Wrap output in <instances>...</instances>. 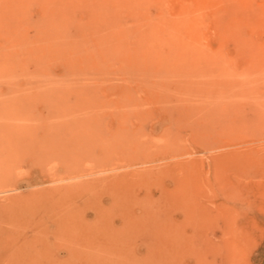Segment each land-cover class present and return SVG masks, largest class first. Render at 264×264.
Returning <instances> with one entry per match:
<instances>
[{
	"label": "rangeland",
	"instance_id": "1",
	"mask_svg": "<svg viewBox=\"0 0 264 264\" xmlns=\"http://www.w3.org/2000/svg\"><path fill=\"white\" fill-rule=\"evenodd\" d=\"M185 2L0 0V264H264V24Z\"/></svg>",
	"mask_w": 264,
	"mask_h": 264
},
{
	"label": "bare ground",
	"instance_id": "2",
	"mask_svg": "<svg viewBox=\"0 0 264 264\" xmlns=\"http://www.w3.org/2000/svg\"><path fill=\"white\" fill-rule=\"evenodd\" d=\"M132 1V0H130ZM207 1L210 0H190V3H186V10L183 11L178 17H175V19L173 21H166L164 22V20H160L158 21V24H166L165 27L162 29L164 32L167 31L168 32V38L173 42V44H177V43H182V38L179 37L177 35V32H180V29L184 30V32L187 33V36L189 38H197L198 37V33H199V28H200V21L198 20V16L195 15L193 12L194 10L198 8H200L201 6H204L206 4ZM214 1V0H211ZM216 1V0H215ZM129 2V1H128ZM162 3V2H161ZM218 6L220 9V11H222L221 13L225 12L227 13V17H228V22L229 24L231 23L232 26L234 27V30L232 31V28L230 27H226L224 31L228 30L231 33H237L238 28L243 27V26H247V27H254L255 25L260 26L261 23L264 24V0H259V2H256V0H217ZM137 3L134 2L133 8H137ZM127 5V4H126ZM215 5V2H214ZM108 6V5H107ZM141 6V5H139ZM138 6V7H139ZM127 7V6H126ZM131 7V6H128ZM232 7V8H230ZM50 8V7H49ZM130 9V8H128ZM138 9V8H137ZM52 10V9H51ZM144 12L145 10L143 9H139V11L142 13V11ZM202 10V9H201ZM200 10V11H201ZM161 11V10H160ZM190 13H193L194 15H191ZM198 14V13H197ZM146 15V13L144 14V16ZM199 15V14H198ZM143 16V14H142ZM148 16V14H147ZM152 16L149 15L148 19H152L150 18ZM174 17V16H173ZM226 17V18H227ZM145 18V17H144ZM147 18V17H146ZM145 18V19H146ZM213 18V17H212ZM142 21V20H141ZM152 22V21H151ZM154 22V21H153ZM204 22V21H203ZM149 23V22H148ZM205 23V22H204ZM139 25V24H138ZM158 26V25H157ZM262 26V25H261ZM260 26V27H261ZM264 26V25H263ZM146 27V26H145ZM256 27V26H255ZM155 25H152L150 30H151V35L150 37L152 39H154L155 37L157 38L158 36H155ZM133 29V28H132ZM136 29V26H135ZM144 29V28H141ZM140 29V30H141ZM147 29V28H146ZM149 30V31H150ZM136 31V30H135ZM139 31V30H138ZM223 31V33H224ZM139 33V32H138ZM145 33V32H144ZM131 34V33H130ZM137 34V31H136ZM148 34V33H147ZM159 34V33H158ZM170 34V35H169ZM139 35V34H138ZM162 35V34H161ZM232 35V34H231ZM236 36H238L236 34ZM132 37V36H131ZM168 39V40H169ZM198 39V38H197ZM138 40V39H137ZM189 40V39H187ZM140 41V40H139ZM144 41V40H143ZM186 45V44H185ZM136 46V45H135ZM188 44L186 46H184L183 48L187 47ZM192 46V45H191ZM134 47V46H133ZM141 47V45H140ZM170 47V46H169ZM140 50V49H139ZM129 51V50H128ZM147 51V50H146ZM130 52V51H129ZM137 52V51H136ZM147 53V52H146ZM139 55V54H138ZM4 61V60H3ZM14 88V87H13ZM11 177V176H10ZM9 177V178H10ZM28 256V255H27ZM25 262V261H24ZM27 262V261H26Z\"/></svg>",
	"mask_w": 264,
	"mask_h": 264
}]
</instances>
